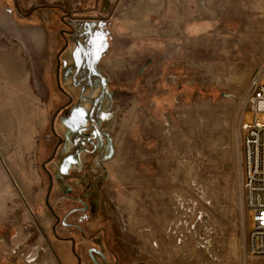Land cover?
I'll return each mask as SVG.
<instances>
[{
    "label": "rangeland",
    "instance_id": "obj_1",
    "mask_svg": "<svg viewBox=\"0 0 264 264\" xmlns=\"http://www.w3.org/2000/svg\"><path fill=\"white\" fill-rule=\"evenodd\" d=\"M141 1L107 0L112 38L100 63L123 103L104 164L116 244L132 264H251L240 123L264 70V0ZM13 16L0 28V264H52L41 162L55 142L58 46L43 21ZM76 139L63 152L72 174L92 150Z\"/></svg>",
    "mask_w": 264,
    "mask_h": 264
},
{
    "label": "flooded vegetation",
    "instance_id": "obj_2",
    "mask_svg": "<svg viewBox=\"0 0 264 264\" xmlns=\"http://www.w3.org/2000/svg\"><path fill=\"white\" fill-rule=\"evenodd\" d=\"M107 3L0 0V21L5 24L13 14L15 22L41 20L54 29L51 40L58 47L52 95L59 105L50 123L54 146L51 155L41 162V170L44 207L51 218L48 245L54 246L60 260L65 255L71 264H121L120 255L112 247L118 239L117 228L112 219L108 220L104 191L108 177L104 164L113 153L112 137L123 104L122 97L110 91L111 80L100 65L112 38L107 13L108 6L111 10L114 6ZM72 136H77L73 147H81L87 139L92 146L88 150L90 159L83 168H75V174L66 170L63 160ZM11 181L18 187L12 177Z\"/></svg>",
    "mask_w": 264,
    "mask_h": 264
},
{
    "label": "built area",
    "instance_id": "obj_3",
    "mask_svg": "<svg viewBox=\"0 0 264 264\" xmlns=\"http://www.w3.org/2000/svg\"><path fill=\"white\" fill-rule=\"evenodd\" d=\"M247 112L254 113V123L247 124ZM264 112V70L251 83L249 105L240 123L244 156V193L246 206L254 215L248 231L251 264H264V124L257 120Z\"/></svg>",
    "mask_w": 264,
    "mask_h": 264
},
{
    "label": "crops",
    "instance_id": "obj_4",
    "mask_svg": "<svg viewBox=\"0 0 264 264\" xmlns=\"http://www.w3.org/2000/svg\"><path fill=\"white\" fill-rule=\"evenodd\" d=\"M122 22H124V25H126L128 31H131L132 30V26H130L128 24L129 20H125ZM113 69H111L109 66H107V71H112ZM110 75V74H108ZM111 76V75H110ZM50 247V250L52 252V264H71V261L64 255V257L62 256V260L59 259V257L57 256V254L55 253L53 247L49 246ZM112 247L118 252V254L120 255V258H121V264H132V260H131V257L130 256H127V257H124L123 255H121V251L125 249V246L123 248L121 247H118L117 244H112ZM140 262V261H139ZM139 262H136L134 264H138Z\"/></svg>",
    "mask_w": 264,
    "mask_h": 264
},
{
    "label": "bare ground",
    "instance_id": "obj_5",
    "mask_svg": "<svg viewBox=\"0 0 264 264\" xmlns=\"http://www.w3.org/2000/svg\"><path fill=\"white\" fill-rule=\"evenodd\" d=\"M5 23L3 22V21H0V28H5ZM8 27V26H7ZM7 32H10V31H7ZM17 35H15L16 37H18L19 38V41L22 39V46L26 49V50H28L27 48H28V45H27V43H26V37L25 36H23L22 37V34H20V33H18L17 31L15 32ZM3 34V33H2ZM11 35V34H10ZM14 36V35H13ZM44 35H42V33L41 32H37V33H34V34H32L31 36H30V39L36 44V46L40 49V48H42L43 46H44V37H43ZM17 38V39H18ZM16 39V38H15ZM16 39V40H17ZM165 119V118H164ZM167 127V128H171V124L170 123H168V124H166V125H164V127ZM162 128V127H161ZM166 135H169V132H167V134ZM164 215V214H163Z\"/></svg>",
    "mask_w": 264,
    "mask_h": 264
},
{
    "label": "water",
    "instance_id": "obj_6",
    "mask_svg": "<svg viewBox=\"0 0 264 264\" xmlns=\"http://www.w3.org/2000/svg\"><path fill=\"white\" fill-rule=\"evenodd\" d=\"M16 184V183H15Z\"/></svg>",
    "mask_w": 264,
    "mask_h": 264
}]
</instances>
